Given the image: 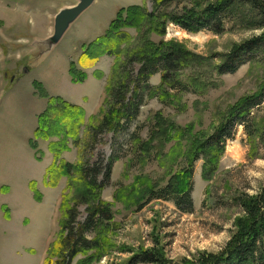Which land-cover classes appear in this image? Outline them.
Listing matches in <instances>:
<instances>
[{"label": "rangeland", "instance_id": "1", "mask_svg": "<svg viewBox=\"0 0 264 264\" xmlns=\"http://www.w3.org/2000/svg\"><path fill=\"white\" fill-rule=\"evenodd\" d=\"M142 4V0H95L72 23L58 44L47 51L48 43L45 41L53 35L55 16L64 8L75 6L76 2L0 1V6L9 8V13L15 14L11 18L8 14L9 19L2 18L0 14V100L3 98L0 104V164L5 163L9 167L11 153L19 162L24 160L25 168L32 171L26 175L27 179L31 176L34 178L29 182L28 190L33 203L37 204L33 205L37 228L32 225L22 231V234L28 235L29 229L35 240L20 237L19 264H30V260L22 259L26 256L31 258V264L37 260L46 264L48 259H52L56 233L64 211L83 188L78 174L81 164L93 169L99 164L106 166L110 158L116 159L110 181L101 193L102 200L111 207L113 220L101 235L103 250L90 252L95 258L88 264H125L133 254L154 247L173 261L190 258L199 252L218 253L229 241L234 231V221L242 213L235 199L242 195L254 196L264 189V142L260 137L257 140L248 139L244 127L237 126L222 153L210 151L194 163L192 213L180 212L171 201L153 200L145 204L150 188L166 187L170 179L188 168L198 145L214 134L231 108L242 98L254 95L264 87L262 52L252 60L246 59L234 74H218L216 71L236 45L264 35V26L248 27L247 23L242 24L247 21L246 18H253L246 8H239L233 18H226L224 32L220 35L210 32L189 34L171 24L162 38L148 35L147 39L154 44L173 43L203 57L204 60L195 62L179 76L188 90L180 88L181 93H177V98L168 99L165 103L158 98L148 99L145 93L137 119L123 133L100 135L96 142H92L94 146L89 141L85 142L81 130L78 146L69 143L70 150L61 156L67 163L77 166L70 178L58 177L52 185L44 181L54 158L47 141H36L37 145L38 142L41 144L38 145L40 152L37 156L33 151L34 159L32 151L23 156L26 142L33 134L32 131L30 136L28 132L31 126L35 125L36 128L35 115L38 117L47 108V99L43 103L34 83H40L49 97L63 99L59 84L64 75L63 63L66 67L68 62L70 64L71 60L81 56L84 45L102 37L121 9ZM23 5L31 8L27 10L32 11L39 33L42 23H46L45 15H48V21H51L48 38L20 42L19 38L35 36L31 21L21 12ZM184 6L186 2L174 0L170 11L178 12ZM146 8L152 10L150 0L146 1ZM14 9H20L19 18ZM123 31L128 33L129 41L120 46L121 51H128L121 59L138 50L145 28ZM20 32L23 36L19 35ZM18 40L21 44H13ZM110 61L113 63L114 59ZM139 68V65L130 68L133 77H136ZM109 75L110 70H107L100 78L101 100L98 98V103L94 101L87 106H78L85 109L84 125L101 107L106 97ZM159 83V74L148 80L150 87H157ZM251 117L255 118L256 129L264 127V101ZM133 135L144 145L142 150L138 141L133 142ZM52 141H56V138ZM4 171H0L2 177H5ZM98 181H101L100 177ZM0 208L5 214L7 207L2 205ZM85 208L84 205L77 207L78 223L86 219ZM23 224L28 223L23 220ZM27 246L30 248L25 251L22 247ZM80 260L83 259L79 257L72 264Z\"/></svg>", "mask_w": 264, "mask_h": 264}, {"label": "trees", "instance_id": "2", "mask_svg": "<svg viewBox=\"0 0 264 264\" xmlns=\"http://www.w3.org/2000/svg\"><path fill=\"white\" fill-rule=\"evenodd\" d=\"M146 1L142 0L141 6L121 9L102 37L82 47L78 68L76 63H70L72 83L83 84L87 76L79 66L92 67L103 56L114 59L105 87L106 97L98 112L89 118L86 125L82 108L62 99L49 97L41 84L34 83L40 97L47 99V108L37 117V128L33 140H30V148L37 156L40 151L36 141L49 142L48 148L54 158L44 180L48 185H52L58 177L72 176L77 166L67 163L61 156L70 150L69 143L78 146L81 130L85 135V142L89 141L94 146L93 143L100 135L123 133L137 119L145 93L148 99L158 98L165 103L168 99H176L177 93H181L180 88L188 90L179 76L195 62L204 60L203 57L173 43L154 44L147 39L148 35L164 37L169 24L189 34L210 32L220 35L224 32L226 18H233L239 8H246L253 15L252 19L246 18L247 21L242 24L247 23L248 27L264 26L263 0H176L186 2V6L178 12L170 11L174 0H150L151 11L147 10ZM141 28H145L141 46L121 59L128 51H121L120 46L129 41L128 33L123 30ZM260 52L264 53V35L236 45L217 66L216 71L218 74H234L246 59L252 60ZM133 65L140 66L136 77L132 76L130 69ZM157 74L160 75L159 85L150 87L148 80ZM263 101L264 87L256 94L242 98L230 109L214 134L198 145L189 160L188 168L170 179L166 187L150 188L146 193L145 204L153 200L171 201L180 212L192 213L194 163L210 151L222 153L225 143L232 139L237 126L244 127L248 139L257 140L260 137L264 142V127L256 129L255 118L251 117ZM53 138L56 141H52ZM132 140L138 141L135 135ZM137 143L142 150L144 145L139 141ZM115 161V158H110L106 166L99 164L93 169L80 165L78 174L83 188L64 211L56 233L55 252L51 254L54 260L48 259L46 264H72L79 257L83 260L77 264H88L95 258L90 252L99 253L103 250L101 235L112 223L113 213L110 205L102 200L101 193L110 181ZM203 176H206V171ZM99 177L101 181H98ZM235 202L242 213L234 221V231L229 241L218 253L199 252L190 258L173 261L154 247L133 254L125 264H264V189L254 196L242 195ZM79 205L86 206V219L78 223Z\"/></svg>", "mask_w": 264, "mask_h": 264}, {"label": "crops", "instance_id": "3", "mask_svg": "<svg viewBox=\"0 0 264 264\" xmlns=\"http://www.w3.org/2000/svg\"><path fill=\"white\" fill-rule=\"evenodd\" d=\"M1 1V0H0ZM4 7V6H3ZM0 6V14L2 18H8V14H10L11 17H14V13H9L11 10L7 7L3 8ZM22 14H25L24 17H28L29 21L32 23V32L35 33V36L33 38H19L20 42L22 40H31L36 38L37 41L45 40L48 38L51 34V21H48V15L43 14L47 16L46 23H42V30L39 33L37 26V23L34 22L32 11L27 10L31 9L28 8L27 5H23V8H20ZM19 9V10H20ZM18 10V11H19ZM8 11V12H7ZM14 11H17L14 9ZM17 11L16 15L19 18V12ZM8 18V19H9ZM5 21V20H2ZM109 25V24H108ZM23 33L20 32L19 35H22ZM31 35V34H30ZM35 40H33L34 42ZM13 44H21L19 43ZM91 43V42H90ZM89 43V44H90ZM16 45H14L15 47ZM35 50V49H34ZM82 53V51H81ZM112 57L109 56H103L101 57L98 62L94 66H86L83 65L82 67L79 66V69L82 70L87 78L83 84H74L72 83L69 75V67L70 64H68L65 67V63L62 65V69L64 75L62 76V82H60V95L63 96V101L73 105V106H87L86 104H91L95 101V103H98V98L101 100L102 88H99V82L101 81V76L104 75L105 71L110 70L113 63L110 61ZM78 59L77 56L76 60H71L70 62L76 63L78 68ZM113 59V58H112ZM109 63V65H108ZM6 75V74H5ZM7 76V75H6ZM5 76V79L7 77ZM4 79V80H5ZM15 79V78H14ZM12 79V80H14ZM40 84V83H39ZM46 92V91H45ZM39 97V96H38ZM41 100H43V103L45 101L44 98L39 97ZM97 98V99H96ZM3 99V98H2ZM1 99V100H2ZM96 99V100H95ZM0 100V104H2V101ZM85 110V109H84ZM35 113H32L31 115H34ZM37 118V115H35ZM31 130L28 132V135L31 136L32 131L34 134V131L36 128L35 125L31 126ZM33 134L31 138L33 137ZM30 138V139H31ZM30 139L27 140L26 146L24 147L23 156L26 154L29 155V153L33 150L30 148ZM41 143L38 142V145L40 146ZM46 150L47 146L45 147ZM41 150V147H40ZM10 165L9 167L6 166L5 163L0 164V171H4L5 177H2V174L0 175V207L6 206L7 210L4 212L0 208V264H19V260L21 258L20 252L18 251V242L20 237L24 236L26 238H32L35 240L34 235L30 234V231L28 229L27 233L28 235L22 234V231H25V228L36 225L37 228V219L35 217L34 211V204L32 200V195L28 190L29 182L34 179L32 176L30 179H27L26 175L31 174L32 171L29 169H26L27 165H24V160L22 159L20 162L15 157L14 154L11 153L10 155ZM33 159H34V153H33ZM35 161V160H34ZM37 205V204H35ZM50 218V217H48ZM23 220H26V223L23 224ZM50 229V228H49ZM33 230V229H32ZM31 230V231H32ZM50 232V230H48ZM27 251L26 249L30 248L22 247ZM23 252L25 255L26 252ZM24 261L30 260L31 264V258L30 257H22ZM42 260H37L35 264H41Z\"/></svg>", "mask_w": 264, "mask_h": 264}, {"label": "water", "instance_id": "4", "mask_svg": "<svg viewBox=\"0 0 264 264\" xmlns=\"http://www.w3.org/2000/svg\"><path fill=\"white\" fill-rule=\"evenodd\" d=\"M76 5L64 8L54 18L53 35L45 41L48 43L47 51H50L65 35L72 23L88 8H90L95 0H73ZM44 43V42H43Z\"/></svg>", "mask_w": 264, "mask_h": 264}]
</instances>
